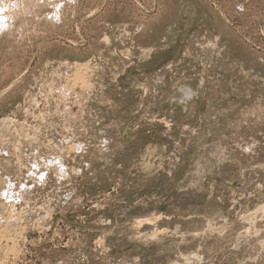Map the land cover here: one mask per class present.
I'll list each match as a JSON object with an SVG mask.
<instances>
[{"label": "rangeland", "instance_id": "374dc122", "mask_svg": "<svg viewBox=\"0 0 264 264\" xmlns=\"http://www.w3.org/2000/svg\"><path fill=\"white\" fill-rule=\"evenodd\" d=\"M0 6V264H264V0Z\"/></svg>", "mask_w": 264, "mask_h": 264}, {"label": "bare ground", "instance_id": "6f19581e", "mask_svg": "<svg viewBox=\"0 0 264 264\" xmlns=\"http://www.w3.org/2000/svg\"><path fill=\"white\" fill-rule=\"evenodd\" d=\"M5 9L6 8L4 6H0V32L3 31L4 29H7L8 28V25L10 24V20L11 19L13 20V18H14V17H11L10 18V16L8 14H6ZM13 16H14V14H13ZM13 21H12V24L14 23Z\"/></svg>", "mask_w": 264, "mask_h": 264}]
</instances>
